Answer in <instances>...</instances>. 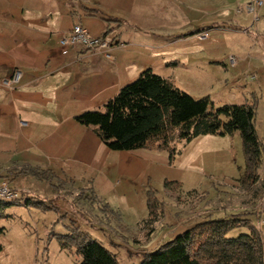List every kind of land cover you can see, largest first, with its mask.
<instances>
[{
  "label": "crops",
  "instance_id": "crops-1",
  "mask_svg": "<svg viewBox=\"0 0 264 264\" xmlns=\"http://www.w3.org/2000/svg\"><path fill=\"white\" fill-rule=\"evenodd\" d=\"M250 1L0 0V146H12L21 166L51 170L55 179L49 183L64 188L69 182L96 197L112 196L122 207L136 196L146 199L153 178L183 185L196 174L197 144L215 138L200 135L188 142L181 155L192 157L182 162L187 170L181 172L164 151L108 149L74 117L101 108L147 68L187 93L182 75L218 76L221 85L240 88L238 104L255 97L259 107L264 5L248 12L244 6ZM76 24L92 38H110L111 45L94 50L63 43ZM199 33L207 38L200 40ZM16 68L21 79L10 90L2 81ZM256 122L264 145L257 115ZM15 165L0 158V170ZM250 216L245 218L254 223Z\"/></svg>",
  "mask_w": 264,
  "mask_h": 264
},
{
  "label": "rangeland",
  "instance_id": "rangeland-1",
  "mask_svg": "<svg viewBox=\"0 0 264 264\" xmlns=\"http://www.w3.org/2000/svg\"><path fill=\"white\" fill-rule=\"evenodd\" d=\"M181 77L194 98L209 96L214 105L243 101L237 93L240 88L221 85L218 76L200 72ZM256 115L261 133L264 101L256 107ZM207 138L215 140L203 141L196 146L201 152L194 169L196 176L185 179L183 185L180 182L178 191L164 190L163 182L158 178L151 180L150 187L155 190L158 204V219L151 230L146 224L149 218L146 199L141 195L140 198L136 196L132 205L127 203L122 207L112 196L96 197L86 188L81 189L85 193L83 197H76L79 187L69 182L63 183L64 188H56L55 182L0 170V177L6 179L20 197L23 194L43 200L49 207L36 208L19 203L3 210L0 264H78L80 257L75 247L63 249L57 239L58 235L71 232L73 226L115 253L119 264H138L144 252L154 250L207 217L252 215L250 218L264 239V162L257 170L255 185L251 186L249 181H242L245 159L239 133L208 135ZM186 145H178L180 153L174 160L176 169L180 168L181 172L187 170L182 162L192 157V154L181 155ZM166 155L169 163L167 152ZM0 158L21 164L16 150L9 144L0 146ZM163 177H169V173ZM191 188L194 190H189ZM244 231L246 229L237 228L228 235L235 236Z\"/></svg>",
  "mask_w": 264,
  "mask_h": 264
},
{
  "label": "trees",
  "instance_id": "trees-1",
  "mask_svg": "<svg viewBox=\"0 0 264 264\" xmlns=\"http://www.w3.org/2000/svg\"><path fill=\"white\" fill-rule=\"evenodd\" d=\"M256 107L255 97L242 104L222 105H214L208 96L196 99L178 88L172 80L147 68L120 88L101 108L84 111L74 119L91 127L110 150H164L169 155V164L180 153L178 145L187 144L197 136H226L238 132L245 159L242 181H249L254 186L264 155V145L256 129ZM10 171L16 176L26 174L38 180L55 179L51 170L30 165H15ZM163 185L171 191H178L181 186L178 181L166 179ZM54 187L61 188V182ZM148 188L146 205L149 218L146 224L151 230L158 219V204L155 190ZM84 194L80 189L76 197ZM19 203L49 208L45 201L31 196L0 199V218L7 206ZM237 228L246 231L228 235ZM2 232L3 228H0ZM57 239L63 249L75 247L80 257L78 264H119L115 253L81 232L77 226L67 234L58 235ZM138 264H264V239L245 216L207 217L162 242L154 250L144 252Z\"/></svg>",
  "mask_w": 264,
  "mask_h": 264
},
{
  "label": "built area",
  "instance_id": "built-area-1",
  "mask_svg": "<svg viewBox=\"0 0 264 264\" xmlns=\"http://www.w3.org/2000/svg\"><path fill=\"white\" fill-rule=\"evenodd\" d=\"M263 5L264 0H251L246 3L244 9L253 13ZM255 19H257V17H255ZM198 38L204 40L207 38V34L199 33ZM62 42L65 44L81 43L85 48L98 50L101 48H108L111 45L112 40L107 37L92 38L84 27L76 24L73 26L72 30L63 37ZM21 75V70L16 68L9 77L3 79L2 84L10 90L14 89L19 83ZM16 198H19V193L12 188L6 179L0 177V199L14 200Z\"/></svg>",
  "mask_w": 264,
  "mask_h": 264
}]
</instances>
